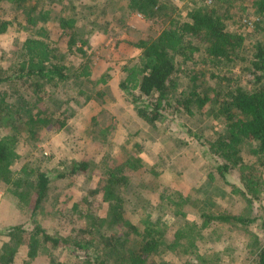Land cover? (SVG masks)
<instances>
[{
  "label": "rangeland",
  "instance_id": "1",
  "mask_svg": "<svg viewBox=\"0 0 264 264\" xmlns=\"http://www.w3.org/2000/svg\"><path fill=\"white\" fill-rule=\"evenodd\" d=\"M170 2V8L175 6L174 12L180 17L202 3L201 0ZM25 3L34 6L35 14L50 10L45 21L38 18L36 21L49 31L53 62L67 64L71 73L88 63L91 76L83 84L76 85L69 78L57 89L49 87L47 92L51 96H43V103L51 112V116L47 115L49 122L37 126L30 138L24 132L27 126H23L22 135L17 133L19 157L11 169L17 172L30 161L32 167L47 170L49 190L40 207L33 210L31 198L17 196L0 182V231L36 222L68 239L81 235L83 222L72 211L73 202L86 195L94 197L90 192L101 182L104 170L124 164L123 173L129 178L122 191L127 217L140 230L151 226L165 244L178 238L174 248L162 252L161 258L166 262L179 264L185 259L188 264H254L259 249L264 246V169L256 166L257 169L250 170L249 178L257 182L251 191L245 188L246 179L242 175L249 167H232L222 181L214 168L222 158L211 148L218 147L213 143L226 130V120L213 116L218 101L237 84L250 86L251 78L244 69L246 61H238L231 73L222 72L224 76L215 77V72L221 73L218 62L207 59L202 51L196 53L186 64L199 77L196 82L208 93L210 101L193 114L163 108L159 111L161 116L148 123L137 115L136 104H149L151 100L132 101L118 83L123 66L141 52L137 44L159 34L165 25L163 16L144 18L131 12L127 6L129 0H27ZM222 8L226 10L227 29L244 37L240 56L252 58L253 45L256 42L264 45V22L253 27L246 25L247 20L260 17L254 0H224ZM25 15L24 7L0 0V18L12 21L0 33V68L9 72L18 62L23 40L33 35L34 28L28 27ZM59 15L76 18L73 37L77 39L76 45H82V53L69 45L68 35L58 25ZM104 72L109 74L107 82L95 84L94 80ZM185 74L178 75L181 83L191 85V74ZM8 93L17 103L22 93L29 92L12 87ZM56 111L60 114L59 121L64 116L61 126L55 121ZM242 158L245 164L253 161L244 153ZM73 162H86L85 171L69 174ZM243 190L251 203L242 196ZM97 205L98 214L103 217L106 203ZM201 213L230 214L249 221L214 218L208 221ZM8 239L5 231L0 233V247ZM26 257L27 246L22 243L12 261L21 262ZM56 258L70 264L76 262L69 249L46 247L40 248L28 264H52Z\"/></svg>",
  "mask_w": 264,
  "mask_h": 264
},
{
  "label": "trees",
  "instance_id": "2",
  "mask_svg": "<svg viewBox=\"0 0 264 264\" xmlns=\"http://www.w3.org/2000/svg\"><path fill=\"white\" fill-rule=\"evenodd\" d=\"M9 1L25 8L26 24L34 28V31L33 35L23 40L13 70L9 72L0 68V125L3 127L0 126V182L6 184L17 196L31 198L32 209L35 210L47 197L50 175L47 170L32 167L30 161L24 163L17 172L11 169L12 163L19 157L16 149L17 133L22 135L23 126H27L24 132L30 138L34 129H38L37 126L49 122L47 115L51 116V112L43 103V96H51L47 92L49 87L57 89L69 78L76 85L83 84V80L91 76V70L89 64L84 63L77 72L74 70L71 73L72 69L67 64L53 62L55 55L49 43V31L36 21L37 18L45 21L50 10L35 14L34 6L25 3L27 0ZM179 1L175 0L174 3ZM201 1L180 17L174 12L175 6L170 8V0H129L127 6L131 12H137L144 18L163 16L165 25L156 37L143 39L137 44L141 52L135 60L123 66V77L118 87L130 95L132 101L150 99L149 104H136V113L146 122L154 123L161 116L159 111L163 108L170 107L193 114L210 101L208 93L201 90L196 82L199 77L186 64L193 60L196 53L202 51L207 59L218 62L217 69L221 73L215 72V77L224 76L222 72L226 75L231 73L238 61L245 60L244 69L251 78L250 86L237 84L218 101L213 116L226 120V130L213 143L218 144V147L211 148L222 158L214 165L217 177L223 181L225 174L236 165L249 167L248 172L242 175L246 179L245 188L251 191L257 182L249 178L250 170L257 169L256 166L264 169V45L261 42L253 45L252 58L240 56L239 49L244 37L227 29L226 10L222 8L224 0H211L209 4ZM254 4L260 17L252 21L249 27L264 22V0H254ZM57 21L63 33L68 35L69 45L74 51L82 53V45H76L77 39L73 37L76 18L59 15ZM11 24L10 19L0 18V33ZM181 72L186 73L185 76L191 74V85L181 83L178 76ZM108 78V72H104L94 83L104 84ZM12 87L29 93H22L23 96H19L17 103H14L8 93ZM57 92L61 94V91ZM41 106L44 107L40 109ZM53 113L59 115L55 116L59 126L63 125L64 116L59 121L58 111ZM243 153L251 157V164L244 163ZM86 167V162H73L68 173L78 174L85 171ZM123 168L124 164L107 167L101 182L90 192L94 197L86 195L73 202L72 211L83 222L81 235L68 239L49 232L36 222L29 226H9L0 231H5L9 238L0 247V263L28 264L38 255L40 248L49 247L69 249L76 261L71 264H171L161 255L167 248H174L178 238L174 240L176 243L165 244L151 226L140 230L125 214V195L122 191L129 183V178L123 173ZM208 177L213 180L212 175ZM242 196L249 203L252 202L245 197L247 194L244 190ZM102 202L106 203L103 217L98 214L97 205ZM200 215L208 221L213 218L240 223L249 221L230 214ZM22 243L27 246V257L13 263L16 249ZM52 264L70 263L56 258ZM179 264H188V261L183 259ZM254 264H264V246L259 249Z\"/></svg>",
  "mask_w": 264,
  "mask_h": 264
},
{
  "label": "built area",
  "instance_id": "3",
  "mask_svg": "<svg viewBox=\"0 0 264 264\" xmlns=\"http://www.w3.org/2000/svg\"><path fill=\"white\" fill-rule=\"evenodd\" d=\"M175 1V0H174ZM176 1H178V0H176ZM205 3H207V4H209L210 2H211V0H203ZM255 20H258V18L257 17H254V18H252V20H247V22H246V25H248V26H251L252 24V21H255Z\"/></svg>",
  "mask_w": 264,
  "mask_h": 264
},
{
  "label": "crops",
  "instance_id": "4",
  "mask_svg": "<svg viewBox=\"0 0 264 264\" xmlns=\"http://www.w3.org/2000/svg\"><path fill=\"white\" fill-rule=\"evenodd\" d=\"M121 77H123V76H121Z\"/></svg>",
  "mask_w": 264,
  "mask_h": 264
}]
</instances>
